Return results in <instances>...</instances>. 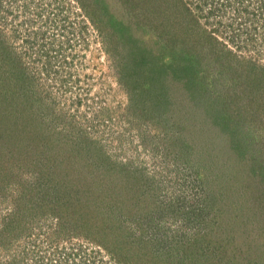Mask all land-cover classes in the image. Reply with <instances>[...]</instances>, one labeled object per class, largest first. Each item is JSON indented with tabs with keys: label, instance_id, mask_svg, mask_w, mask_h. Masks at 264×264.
Segmentation results:
<instances>
[{
	"label": "rangeland",
	"instance_id": "rangeland-1",
	"mask_svg": "<svg viewBox=\"0 0 264 264\" xmlns=\"http://www.w3.org/2000/svg\"><path fill=\"white\" fill-rule=\"evenodd\" d=\"M0 264H264V0H0Z\"/></svg>",
	"mask_w": 264,
	"mask_h": 264
},
{
	"label": "clouds",
	"instance_id": "clouds-1",
	"mask_svg": "<svg viewBox=\"0 0 264 264\" xmlns=\"http://www.w3.org/2000/svg\"><path fill=\"white\" fill-rule=\"evenodd\" d=\"M26 179L28 178L27 176L25 177ZM183 224V221H177L175 224H171L170 227L175 230L176 228L180 227ZM134 227V226H133ZM185 234H191V229H185Z\"/></svg>",
	"mask_w": 264,
	"mask_h": 264
}]
</instances>
